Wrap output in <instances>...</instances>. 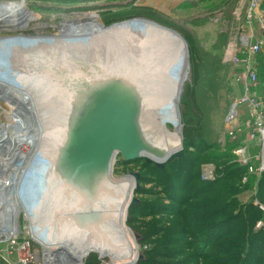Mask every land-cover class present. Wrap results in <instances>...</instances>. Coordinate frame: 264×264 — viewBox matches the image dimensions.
<instances>
[{"label":"bare ground","instance_id":"6f19581e","mask_svg":"<svg viewBox=\"0 0 264 264\" xmlns=\"http://www.w3.org/2000/svg\"><path fill=\"white\" fill-rule=\"evenodd\" d=\"M25 2L0 0V22L24 13ZM88 14L74 19V24L65 20L58 37L0 36V88L23 101L25 108L18 110L27 129L14 134L11 127L0 123V205L14 209L15 218L20 210L28 217V211L42 212L43 222L62 227L56 243L67 259L57 264H78L91 252L109 260L106 264H134L139 251L127 226L134 177L129 174L118 180L111 176L118 153L105 173L89 171L86 175L66 155L69 121L79 103L73 82H83L81 78L96 82L101 77L131 81L141 101L143 130L165 150L162 158L147 156L165 161L182 145L179 101L187 80L188 53L177 32L154 21L136 19L109 28L100 17ZM31 18L27 14L26 21ZM162 120L174 124L176 131L170 133ZM68 175L73 186L68 184ZM75 178L81 180L79 190Z\"/></svg>","mask_w":264,"mask_h":264},{"label":"rangeland","instance_id":"374dc122","mask_svg":"<svg viewBox=\"0 0 264 264\" xmlns=\"http://www.w3.org/2000/svg\"><path fill=\"white\" fill-rule=\"evenodd\" d=\"M234 4L235 0H26L24 13L17 14L12 18V21L0 22V36L25 33L30 39L35 38V34H53L48 37H58L60 36V34L58 35L60 27L65 20L70 19L72 20L71 23L74 24V19H78L84 14L96 13L101 22L109 28L132 22L136 19L126 22L125 20L143 15L148 20L167 25L182 37L188 53L187 80L184 82L179 101L181 147L183 153H186L185 160H177L171 163L161 173L154 170L151 165H145L142 158L125 163L121 154L118 153L111 173L113 179L120 180L129 175L127 174L129 172H138L139 187H142L143 190L134 191L137 202L156 201L158 203L159 201H166V197L161 193L163 191L162 186L155 181L156 179L168 181L169 186H174V191L176 189L175 192L179 193L180 187L176 179L178 178L176 171L190 170L200 176L203 165L212 163L216 168L215 178H217L220 176L221 166L224 164L233 161L240 164L233 152L237 145H232L233 143H229L227 140L224 143L220 142L224 114L232 100L243 92L241 84L236 80V74L241 70V66L223 63L221 60L222 52L233 29L231 11ZM262 6L264 8V3ZM219 13L220 20L215 21L214 18ZM27 14H31L34 18L26 21ZM89 15L85 18H88ZM0 20L2 21V19ZM254 61L259 78L256 90L264 101V52L257 55ZM15 73L12 71L11 75ZM36 90L41 93L40 89ZM19 108H25L21 98L13 96L1 87L0 123L5 124L6 127H11L14 134H24L27 131L23 123L24 116L21 111L19 112ZM247 118V111H243L238 126L243 127ZM165 123L170 133L176 131L174 124ZM236 140L239 143L245 142L248 146L249 161L244 165V169L238 171L243 182L249 179L248 182L250 183V179H253L251 180V190L247 189L239 194L240 201H246L257 193L256 184L260 176L257 174V169L261 160V152L256 143L249 140L245 141L247 140L245 139V132H241ZM190 165L193 167H189ZM29 170H26V173ZM26 176L25 180L31 176V173ZM215 178L208 181H214ZM42 198L36 196V199L41 200ZM130 215L131 212H129L128 218ZM132 215V220H128L127 224L132 233L135 232L134 228L144 227V229L149 230L155 227L153 219L157 216H154L155 218L145 217L139 214L138 209H134ZM159 219H161L159 223L163 226H174L176 229L184 228H182L181 217L171 218L167 215L166 217L161 216ZM47 225L49 224L47 223ZM58 225L55 226L58 227V233H60L62 227ZM64 230L66 231L67 228ZM72 230L74 231V227ZM67 232L70 234L69 231ZM70 235L73 236V234ZM178 237L180 241L185 239L181 234H178ZM134 240L139 254L152 246V244H150L151 246L149 244L141 245L137 238ZM184 250L186 254H177L176 258L185 259L189 255L186 264H216L212 261L200 260L194 249L189 250L185 246ZM91 253L96 254L97 258L100 259V264L109 262V260L100 258V253ZM182 262L185 261L181 260V264H183ZM0 264H7L2 259L1 254ZM73 264L77 263L73 262ZM142 264H152V261L145 260Z\"/></svg>","mask_w":264,"mask_h":264},{"label":"trees","instance_id":"16d2710c","mask_svg":"<svg viewBox=\"0 0 264 264\" xmlns=\"http://www.w3.org/2000/svg\"><path fill=\"white\" fill-rule=\"evenodd\" d=\"M229 143L239 144L238 141ZM185 154L166 161L163 167L145 161L144 157L140 159L162 173L171 163L185 160ZM236 163L233 161L221 166L220 176L214 181L201 180L197 173L190 170L184 173L176 171L179 193L175 192L176 189L174 191V186H169L168 181L155 180L162 186L161 193L166 201H139L128 209L131 215L127 224L128 220H132L134 209L145 217L157 216L153 219L154 228H134L141 245L152 244L141 253L142 257L136 264H142L145 260L152 261V264H181L183 260L185 262L182 263L186 264L189 255L185 259L176 258L177 254H186L185 246L189 250L194 249L200 260L216 264H264V230L256 227L257 221L263 219L264 211L253 204L255 197L264 204V172L257 179V193L249 200L240 201L239 194L251 190L253 179H250V183L249 179L243 182L238 171L244 169V165ZM141 188L137 187L134 191L143 190ZM167 215L171 218L181 217L184 228L176 229L159 223V218ZM135 218L138 219L137 216ZM178 234L185 239L180 241ZM83 264H100V259L95 253H89Z\"/></svg>","mask_w":264,"mask_h":264},{"label":"built area","instance_id":"2783aa9c","mask_svg":"<svg viewBox=\"0 0 264 264\" xmlns=\"http://www.w3.org/2000/svg\"><path fill=\"white\" fill-rule=\"evenodd\" d=\"M263 3L264 0H235L231 11L233 29L221 57L223 63L241 66L236 80L241 84L243 92L232 100L224 114L220 142L237 141L239 134L245 132V141H253L260 148L258 175L264 172V101L256 90L259 78L254 58L264 52ZM95 15L99 18L98 14ZM139 18L146 19L142 16L125 21ZM214 20H220V13ZM243 111H247L248 118L245 125L240 127L238 121ZM233 152L241 165L248 163V146L245 142L239 143ZM215 176L216 168L212 163L203 165L201 180H213ZM253 204L264 211V204L258 198H253ZM13 213L14 209L8 210L0 205V254L7 264H57L67 259V254L56 243L61 238L58 229L43 222L42 214L28 211V217L26 211L20 210L16 212L15 218ZM256 227L264 230V214L263 219L257 221ZM82 263L83 260L78 264Z\"/></svg>","mask_w":264,"mask_h":264},{"label":"water","instance_id":"95a60500","mask_svg":"<svg viewBox=\"0 0 264 264\" xmlns=\"http://www.w3.org/2000/svg\"><path fill=\"white\" fill-rule=\"evenodd\" d=\"M156 24L174 31L159 23ZM81 79L83 82L80 80L73 82L77 92L75 96L79 103L77 108L72 110L74 118L69 121L66 155L68 158L71 157L70 159L74 158L78 165L80 164L79 167L85 175L89 171L105 173L115 153H120L124 161L135 160L145 153V161L154 162L160 167H163L166 161L183 155L181 147L169 155L165 161H154L147 156L149 154L162 158L165 156V150L147 137L143 130L140 119L141 101L135 89L132 88L131 81L119 78L122 79L119 82L114 78L106 80L102 77L96 82ZM127 174L134 177L135 186L139 187L138 172ZM74 181H77L75 184L79 190L81 180L75 178ZM68 184L73 186V178H69ZM71 190L73 191V188ZM136 202V197H133L129 206ZM70 214L72 217L73 214ZM133 234L135 238L138 237L135 232ZM141 257L142 255L138 254L137 260Z\"/></svg>","mask_w":264,"mask_h":264}]
</instances>
